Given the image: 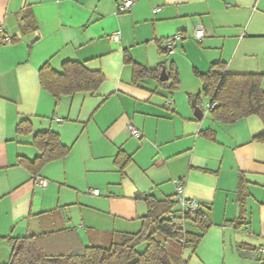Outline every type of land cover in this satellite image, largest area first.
Masks as SVG:
<instances>
[{
  "label": "crops",
  "instance_id": "1",
  "mask_svg": "<svg viewBox=\"0 0 264 264\" xmlns=\"http://www.w3.org/2000/svg\"><path fill=\"white\" fill-rule=\"evenodd\" d=\"M119 2L0 0V26L12 38L8 44L0 36V244L11 253V240L68 229L55 235L60 251L105 245L114 233L140 230L147 196L176 200L179 180L211 224L195 250H184L186 264H263L264 145L255 141L263 124L256 116L213 122L194 71L221 62L227 74H261L264 91V0H133L124 13ZM24 17L33 28L22 29ZM197 26L205 33L201 42L193 38ZM175 34L181 40L167 53L164 42ZM124 52L158 69L160 82L162 69L168 78L176 68L178 89L152 78L134 85ZM66 61L101 72L104 81L94 94L56 104L38 71L45 64L60 71ZM25 119L33 134L54 132L70 148L34 176L18 164L39 154L32 134L16 133ZM128 124L142 137L130 136ZM119 153L131 160L124 175L114 162ZM35 176L47 186L35 185ZM240 178L248 193L243 210ZM73 206L77 226L58 215Z\"/></svg>",
  "mask_w": 264,
  "mask_h": 264
},
{
  "label": "trees",
  "instance_id": "2",
  "mask_svg": "<svg viewBox=\"0 0 264 264\" xmlns=\"http://www.w3.org/2000/svg\"><path fill=\"white\" fill-rule=\"evenodd\" d=\"M33 27V19L24 17L22 29ZM123 60L132 67L134 85L152 78L171 92L178 89L179 75L176 68H171L168 81L160 82L158 69H148L136 64L127 52H124ZM194 74L201 80L203 94L209 104H214V108L208 110L211 120L229 125L256 116L263 124V131L255 136V141L264 145L263 76L227 74L225 65L221 62L213 63L207 73L194 71ZM38 78L41 88L55 99L56 104L62 98L77 93L94 94L104 81L101 72L91 71L84 64L75 61L64 62L60 71L45 64L39 69ZM16 133L18 136L32 134V145L39 154L33 160L18 158V164L33 176L38 175L47 163L65 158L70 151L54 132L33 134L32 125L27 119L19 121ZM203 135L209 137L207 134ZM130 161L122 153L116 156L114 162L121 175H124ZM247 195L246 182L240 178L237 186L240 210H243ZM144 200L148 210L136 233H114L106 246L89 245L67 253L60 251L54 240L56 234L68 229L25 236L11 240V253L5 264H186L182 258L184 250H195L211 227L205 214L200 207L195 213L183 212L177 199L157 200L147 196ZM241 222L242 218L239 217L234 222L235 226L238 227ZM157 236L174 241L179 256L177 260L168 254L167 242L160 241Z\"/></svg>",
  "mask_w": 264,
  "mask_h": 264
},
{
  "label": "built area",
  "instance_id": "3",
  "mask_svg": "<svg viewBox=\"0 0 264 264\" xmlns=\"http://www.w3.org/2000/svg\"><path fill=\"white\" fill-rule=\"evenodd\" d=\"M133 5V0H120V2L117 5V12L118 13H124L130 11L131 7ZM0 36L2 38V41L4 43H11L12 38H10L6 33L5 30L0 26ZM205 37V33L203 31V28L201 26H197L194 31L193 38L197 42H201L202 39ZM111 40H118L117 34H114L113 36L110 37ZM181 40V35L180 34H175L170 37H168L165 42V52L171 53L175 43L177 41ZM214 108V104L208 105L207 109ZM126 131L130 134V136L135 137V138H141L142 134L141 132L136 129L134 126L131 124H128L126 126ZM35 185H37L39 188H45L47 186V181L40 176H35L33 178ZM174 186H175V195L177 197V203L178 206L181 208V210L185 213H195L197 209L199 208V204L191 199L185 196L184 194V188L179 180L174 181ZM90 195L98 196L99 193L97 190H89ZM260 254H264V250H259Z\"/></svg>",
  "mask_w": 264,
  "mask_h": 264
},
{
  "label": "rangeland",
  "instance_id": "4",
  "mask_svg": "<svg viewBox=\"0 0 264 264\" xmlns=\"http://www.w3.org/2000/svg\"><path fill=\"white\" fill-rule=\"evenodd\" d=\"M79 208L76 206H73V207H69L67 208L64 212L62 213H58V215L61 216H64V220H65V224H68L69 223V219L71 218L72 219V225H75L77 226L80 222H79V212H78ZM157 238L161 241V240H164L165 242H167L166 244V249L168 251V254L171 256V257H175L176 260L179 258L178 256V251L176 249V247L174 246L175 243L173 240H170V239H164L160 236H157ZM171 242H173L171 244ZM96 245V244H95ZM100 246H106V245H100ZM67 253V252H66ZM9 256H10V248H8V245L6 243L4 244H0V263L4 262V261H8L9 259Z\"/></svg>",
  "mask_w": 264,
  "mask_h": 264
},
{
  "label": "water",
  "instance_id": "5",
  "mask_svg": "<svg viewBox=\"0 0 264 264\" xmlns=\"http://www.w3.org/2000/svg\"><path fill=\"white\" fill-rule=\"evenodd\" d=\"M167 77H166V74H165V69H162V71H161V74H160V80L161 81H167ZM194 115H195V117L196 118H200L201 117V115H202V112H201V110L198 108V107H195L194 108Z\"/></svg>",
  "mask_w": 264,
  "mask_h": 264
}]
</instances>
